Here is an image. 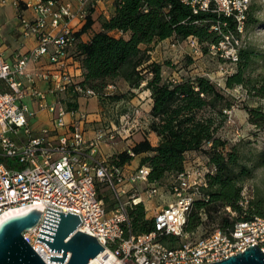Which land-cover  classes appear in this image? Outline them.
Returning a JSON list of instances; mask_svg holds the SVG:
<instances>
[{
	"label": "built area",
	"instance_id": "2783aa9c",
	"mask_svg": "<svg viewBox=\"0 0 264 264\" xmlns=\"http://www.w3.org/2000/svg\"><path fill=\"white\" fill-rule=\"evenodd\" d=\"M118 1L0 0L1 5L11 4L17 8L25 5L34 9L35 18H27L23 14L20 17L24 32L27 35L36 34L39 39L37 47L15 61H10L0 49V216L12 209L40 208L42 218L24 235L49 264H60L51 262V254L62 255L61 251H51L38 240L49 208L79 214L82 220L79 229L98 237L105 251L113 253L120 264H208L244 252L255 244L264 250L262 216L237 220L232 227H216L195 238V232L186 230L195 200L209 198L204 192L208 186L206 175L214 173L215 168L193 165L172 175L168 184L159 185L150 182L151 168L147 165L125 176L122 169L111 162V157H95L103 140L117 138L114 129L109 130L107 136L102 131L92 140H88L79 129L56 137H50L48 129L41 135L32 133L28 114L33 113L27 105L20 103L25 94L20 78L28 75L31 62L48 55L51 63L59 67V71L52 74L57 81L54 90L68 92L73 87L82 96H97L93 88L82 85L66 68L69 48L74 42L75 25L72 22L80 24L85 21L91 9L95 8L110 17ZM182 1L190 5L195 13L214 11L236 21L239 34L223 33V38L211 49L221 52L227 59L238 60L239 35L247 28L252 0ZM188 40L199 48L192 36ZM51 46L56 47L54 51H51ZM44 77L50 78L51 74ZM67 113L68 110L62 106L55 120L57 127L66 125ZM87 116L85 113L82 115L83 118ZM123 121L128 126L123 131L130 132L135 124L130 125L127 115L123 116ZM139 182L144 184L143 192L148 199L158 195L160 189H163L164 195L173 196L172 200H164L154 215L155 230L144 234H134L128 229L129 207L146 202L137 186ZM100 183L112 188L116 196L118 203L111 211L107 210L105 200L99 195ZM254 198V185L245 183L240 205L247 208ZM226 210L231 217L238 216L231 206H227ZM202 215L204 220L208 218L206 213ZM164 234L181 237L183 242L179 246H169L160 239Z\"/></svg>",
	"mask_w": 264,
	"mask_h": 264
},
{
	"label": "trees",
	"instance_id": "16d2710c",
	"mask_svg": "<svg viewBox=\"0 0 264 264\" xmlns=\"http://www.w3.org/2000/svg\"><path fill=\"white\" fill-rule=\"evenodd\" d=\"M256 10L252 0L247 27L258 21ZM97 14L104 18L100 28L93 30ZM227 32L239 34L233 18L214 11L195 13L182 0H120L110 17L99 8L91 9L87 19L75 26L74 42L69 48V56L78 61L83 70L84 79L80 83L93 88L102 102L106 96H111L113 101L132 99L136 96V89L151 92L153 107L149 128L161 140L154 146L146 137L131 151L114 154L111 162L120 167L125 176H128L126 165L136 156H141L139 167L147 165L151 168L150 182L159 185L166 184L168 177L193 165L215 168L214 173L206 175L208 186L204 192L209 198L195 200L186 227L189 232L211 224L212 230L216 227L227 229L237 220L264 217V200H252L247 208L239 203L244 181L252 169L242 162L236 146L227 149L228 141L219 135L234 100L205 75L182 80L166 79L163 63L152 60L151 46L172 37L186 40L192 36L198 47L207 53ZM254 54V50L243 47L239 49L238 60L229 59L237 65V70L228 76L226 86L242 85L250 95L264 98V74L259 77L247 74ZM120 81L128 82L130 89L125 93L108 94L109 85ZM66 95L69 110L78 109L77 100L82 95L73 87ZM245 108L250 121L264 129V108ZM190 152L194 154L188 155ZM104 186L108 185H98L99 195L109 202V197L102 192ZM117 203V200L109 202L114 208ZM227 206H231L238 216L231 217ZM202 213H206V220ZM129 216L130 232L144 234L155 230V218L148 217L145 201L130 206ZM160 239L169 246H179L183 242L175 235L164 234Z\"/></svg>",
	"mask_w": 264,
	"mask_h": 264
},
{
	"label": "rangeland",
	"instance_id": "374dc122",
	"mask_svg": "<svg viewBox=\"0 0 264 264\" xmlns=\"http://www.w3.org/2000/svg\"><path fill=\"white\" fill-rule=\"evenodd\" d=\"M253 3L257 6L256 17L258 21L253 22L246 28L245 32L240 33L241 45L239 49L248 47L255 51L253 62L247 70V74L253 77H259L264 74V0H253ZM95 17L96 25L93 27V30L100 28V24L104 18L102 14H97ZM76 24L77 21L73 23V25ZM150 53L153 61L163 63L164 77L166 79L182 80L186 77L205 75L222 87L226 94L234 100L233 107L228 110V120L220 130L219 135L228 141L227 149L236 146L241 155L242 162L252 169L251 175L246 178L244 184L251 183L254 185V200H264V129L256 127L250 121V115L245 108L246 106H262L264 108V98L250 95L246 87L242 85H237L234 88H228L226 86L228 76L237 70V65L226 57H223L221 52L211 50V52L206 53L203 48H196L192 44V41L188 39L179 40L172 37L166 41L153 43ZM126 89L127 87L121 81L118 83L117 89L112 90L114 92L111 95L125 93L127 92ZM108 91L111 90L107 89ZM149 93L144 89H136V95H141L139 99L142 102L138 104L126 102L124 105L121 104V106H118L120 101H113L110 98L111 96H106L105 100H103L108 106L106 116L117 123V128H114L109 120V122L104 123V128L107 131L114 129L120 141H126L139 132H147L150 116H148L145 109L150 102L151 95ZM125 114L131 121L130 125L135 124L130 132H128L129 134L123 131L128 127L127 125L125 126L126 123L123 121L122 115ZM81 126L82 128L84 127L83 121ZM125 135H128V138L123 139ZM121 149L123 148H118V151ZM170 178L168 177L166 179V184L170 182ZM137 186L141 189L143 196H145L143 192L144 184L139 182ZM102 190L109 197L110 203L117 200L112 188L104 186ZM166 192L167 190L165 189L164 193ZM165 198L166 194H163V189H160L159 194L152 199H148L145 196L148 214L150 216H154L160 210L161 206L157 207L155 204L158 201L163 203V199ZM167 198L172 200L173 196H168ZM105 202L107 210H113L114 206L109 204L108 201ZM212 227L213 225L211 224L207 227L203 226L197 229L193 238L209 233Z\"/></svg>",
	"mask_w": 264,
	"mask_h": 264
},
{
	"label": "crops",
	"instance_id": "0c3cea01",
	"mask_svg": "<svg viewBox=\"0 0 264 264\" xmlns=\"http://www.w3.org/2000/svg\"><path fill=\"white\" fill-rule=\"evenodd\" d=\"M21 14L30 19H33L36 16L35 10L26 8L25 5L21 8H17L11 4H0V49L6 54L10 61H15L17 57L25 55L39 45V39L36 34L27 35L24 32L22 19L20 17ZM74 22H72V24ZM76 25H79V23ZM85 36H89V34H86ZM50 48L51 51H54L56 47L51 46ZM66 62L67 70L78 81H82L84 76L80 63L71 56L66 60ZM58 68V65L51 63L49 56L45 55L41 59L31 62L28 67V75L20 78L25 89V94L21 98L20 103L27 105L29 111L33 113L28 114L32 133L34 135H41L45 129H48V135L50 137H56L62 134L73 133L75 130L79 129L85 133L88 140H92L98 135V133L103 131L107 136L108 131L112 130L109 129L107 131V129L104 128L105 122L110 121L114 128H117V123L106 116V109H108V106L105 102H102L98 96H79L77 100L79 103L78 109L69 110L66 103V94L68 92L54 90L57 81L54 77H52V74L58 72ZM48 73L51 74V77L45 78L44 75ZM122 83L125 87H127L126 90L128 91L130 89L129 83L126 81H122ZM117 85L118 84H110L107 89L111 91H108V94H113L114 91L112 90L117 89ZM3 86L7 88L5 84ZM147 91L150 92L149 90ZM149 94L151 95V92ZM140 96L141 95H136L132 99H122L120 102L118 101V106H121V104L124 105L126 102L135 104L141 103L142 101L139 99ZM149 101L150 102L145 109L148 116H150V112L153 107V98L150 97ZM62 106L68 110L65 117L66 125L57 127L55 120ZM84 113L88 115L87 118L82 117ZM82 121L84 122L83 128L81 126ZM146 137L150 139L154 146H157L161 140L160 136L156 132L150 130V128H148L147 132H139L130 139L128 138V135L123 136V139L128 138L126 141H120L119 138L115 140H109L106 138L100 144V151L95 155V157H112L114 154L124 150L131 151L132 147L144 140ZM118 148L123 149L118 151ZM193 154L194 152H190L188 155L192 156ZM140 160L141 156H136L134 160L126 165L125 173L128 176L140 166ZM167 197L168 195H166V198L163 199V202L166 199L169 200ZM155 205L158 207L163 205V203L158 201ZM148 217L154 216H150L148 214Z\"/></svg>",
	"mask_w": 264,
	"mask_h": 264
},
{
	"label": "water",
	"instance_id": "95a60500",
	"mask_svg": "<svg viewBox=\"0 0 264 264\" xmlns=\"http://www.w3.org/2000/svg\"><path fill=\"white\" fill-rule=\"evenodd\" d=\"M40 208L13 215L0 224V264H49L32 247L24 232L37 225L42 218ZM79 214L48 209L38 240L51 251V262L60 264H89L105 251L95 235L79 229ZM208 264H264V250L258 244L229 258Z\"/></svg>",
	"mask_w": 264,
	"mask_h": 264
},
{
	"label": "bare ground",
	"instance_id": "6f19581e",
	"mask_svg": "<svg viewBox=\"0 0 264 264\" xmlns=\"http://www.w3.org/2000/svg\"><path fill=\"white\" fill-rule=\"evenodd\" d=\"M29 209H31V207L12 209L3 213L0 216V224L7 218L13 215L25 213ZM89 264H120V262L113 253H111L110 251H104L98 257L93 258Z\"/></svg>",
	"mask_w": 264,
	"mask_h": 264
}]
</instances>
